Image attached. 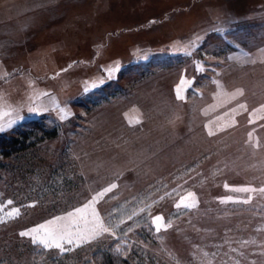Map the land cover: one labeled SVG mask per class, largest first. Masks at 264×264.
I'll use <instances>...</instances> for the list:
<instances>
[{
  "label": "rangeland",
  "instance_id": "obj_1",
  "mask_svg": "<svg viewBox=\"0 0 264 264\" xmlns=\"http://www.w3.org/2000/svg\"><path fill=\"white\" fill-rule=\"evenodd\" d=\"M261 106L264 0H0V136L57 132L0 150V264H264ZM112 184L109 233L63 253L20 236Z\"/></svg>",
  "mask_w": 264,
  "mask_h": 264
},
{
  "label": "snow or ice",
  "instance_id": "obj_2",
  "mask_svg": "<svg viewBox=\"0 0 264 264\" xmlns=\"http://www.w3.org/2000/svg\"><path fill=\"white\" fill-rule=\"evenodd\" d=\"M103 81H101L102 83ZM191 83L189 81L181 80L180 85L176 88V95L178 99H183L181 96V90L184 84ZM239 92V90H237ZM242 94V93H240ZM235 95V94H234ZM244 107V105H241ZM264 110V106H261ZM29 111H36L35 108H30ZM10 115L9 112L0 111V118L3 116ZM12 121H9L11 124ZM0 131H4V126L0 125ZM212 134L211 132L209 133ZM251 135V134H249ZM117 185L112 184L110 187L103 189V191L98 192L93 198L82 207H77L73 211L68 212L66 216H58L54 219L48 220L45 223L36 225L30 229L20 232L22 237H30L31 242L34 245H39L44 249H57L61 253L69 251L72 249L65 248V245H75L80 246L83 243H88L97 237L103 235L104 233H109L110 229L107 227L100 217L99 213L96 211L95 204L98 199L102 198L106 193L112 191ZM225 187H228L225 185ZM233 191L236 192H253L256 191L251 187H238L234 188ZM259 191L264 192V188L259 189ZM233 198L231 196L221 200L222 203L231 201ZM248 200L242 201L243 203H248ZM12 200H8L7 204L11 205ZM178 209L183 206L184 208H194L196 206V196L193 192H187V194L181 197V200L175 205ZM3 210V206L0 205V211ZM9 219H15L20 215L19 208H13L11 211L6 213ZM162 216L153 217V224L155 225L156 231H160L162 227H170V224L163 223ZM4 218L0 217V223H3ZM67 222V223H66ZM119 251V249H117Z\"/></svg>",
  "mask_w": 264,
  "mask_h": 264
},
{
  "label": "trees",
  "instance_id": "obj_3",
  "mask_svg": "<svg viewBox=\"0 0 264 264\" xmlns=\"http://www.w3.org/2000/svg\"><path fill=\"white\" fill-rule=\"evenodd\" d=\"M27 126L29 130L20 132V135L17 137L8 138L0 136V150L2 151V155L10 157L26 151L31 146L30 141L34 137L33 131L36 133L40 132L43 136L47 137H56L57 135L56 131L52 132L47 130L46 126L37 120L29 122ZM112 252L95 254L98 264H116V262L119 264L120 260H118V255H115V251L113 252L114 254Z\"/></svg>",
  "mask_w": 264,
  "mask_h": 264
}]
</instances>
